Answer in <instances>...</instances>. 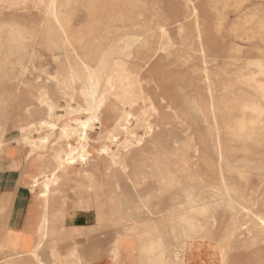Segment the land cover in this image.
<instances>
[{
  "label": "rangeland",
  "instance_id": "1",
  "mask_svg": "<svg viewBox=\"0 0 264 264\" xmlns=\"http://www.w3.org/2000/svg\"><path fill=\"white\" fill-rule=\"evenodd\" d=\"M143 92L189 159L187 170L175 165L176 184L147 211L120 182L136 211L124 215L95 150L110 143L101 120L87 130L88 159L51 183L55 202L44 210L19 124L50 105L59 126L75 128L100 101L113 124L132 112L128 126L141 134ZM60 150L51 139L34 155L62 174ZM19 184L29 203L42 200L39 220L28 221L41 261L18 255L8 224ZM198 185L213 201L167 211ZM64 200L76 215L62 216ZM0 264H264V0H0Z\"/></svg>",
  "mask_w": 264,
  "mask_h": 264
},
{
  "label": "bare ground",
  "instance_id": "2",
  "mask_svg": "<svg viewBox=\"0 0 264 264\" xmlns=\"http://www.w3.org/2000/svg\"><path fill=\"white\" fill-rule=\"evenodd\" d=\"M142 98L145 108L142 113L144 117L140 120L143 126L141 134L138 129H132L128 126L131 121L136 122V118L132 112L127 111L124 121H119L113 124L111 119H109L103 112L102 103L100 101L97 103H89L87 107L85 106L84 111L86 116L82 119H74L77 123V127L75 128H73L70 124L59 126L52 112L53 107L50 105L45 114H37L36 116L33 115L29 121L19 124L18 127L20 128V131H24L25 133L21 137L22 143L26 146L25 156L32 157L33 166L35 167V173L32 176L33 182L36 183L39 178H43V185L40 186V188L46 192V199L43 204L44 206L51 198L48 197L49 195L47 193L49 192L51 183H59L62 178L66 177L64 173L66 168L75 165L79 161L83 162L88 159L90 153L88 146L90 142L87 130L88 128H91L93 124L101 120L109 121L111 124V128L105 133V140H108L110 143L104 141L105 143L97 147L95 150L98 156H103L101 166L104 174L109 179L108 193L110 196H112L114 192L117 193L118 203H120L122 213L124 215H129L131 212H136L133 210L124 193L119 191V185L122 181L131 186L133 191L136 193L140 204L147 211L151 209L150 205L153 201H160V199L167 194L169 189L174 186L177 181L175 165H179L182 169L187 170L189 168V159L186 155H180L179 152L176 151L177 148L175 144H179V141L176 137H174L173 133L166 131L163 128L162 123L153 115L157 110L153 98L145 92L142 93ZM155 130L158 134L156 141L151 138ZM196 136L198 137L196 139L197 142L193 146H196L197 149V147L202 143V138L199 135ZM51 139L57 141V143L61 146L60 151L62 154L64 153L65 166L60 168L62 174L58 173L57 168H53L52 164L47 166L43 164V162L40 161L36 155H34L37 151L46 146ZM168 140L172 141L170 142ZM181 144L185 145V143ZM196 149L194 148V151ZM122 154L125 156V160H123V162L121 161L122 159H120ZM66 179L68 178L66 177ZM144 182L154 183L156 185V189L150 190L151 192L147 191L144 194L139 193V186L143 185ZM197 190L199 191L197 194L198 196L192 190L184 192L185 198L183 202L172 205L167 211L172 213L200 200L213 201L212 197H206L203 195H206L207 192L202 189V186L198 185ZM33 201L35 204H28V209H26L23 221L19 229L16 230L17 248L19 256L30 255L36 260L41 261L38 249L42 245V240L36 243V245H33L34 229L28 225V221L29 219H32L34 222L39 220V211L42 200L35 199ZM61 212H63L62 214H66V217L68 218L72 217L77 214V205L73 201L65 200L63 202V211ZM42 223L43 229L41 235L42 239H45L49 232V219H45ZM194 229L195 228L191 226L187 231L188 233H193Z\"/></svg>",
  "mask_w": 264,
  "mask_h": 264
},
{
  "label": "crops",
  "instance_id": "3",
  "mask_svg": "<svg viewBox=\"0 0 264 264\" xmlns=\"http://www.w3.org/2000/svg\"><path fill=\"white\" fill-rule=\"evenodd\" d=\"M19 154H20V151L19 150H16V151L13 152V154L9 158L18 157ZM67 169L68 168L65 169V172L64 173H65L66 177L69 178L68 177V174H70V173H69V171H67ZM66 177L62 178L61 182H63L64 180H66ZM27 191L28 190H27V188L25 186H23L22 184H19L18 185L17 190H16V193H15L14 201H13V207H12V210H11L10 215H9V218H8V224L14 230L19 229V227H20V225H21V223L23 221V218H24V215H25L27 206H28V204L30 202V198L27 196ZM64 201H62V204H60L61 207H62V211H63V202ZM66 201H70V200H66ZM54 202H55V200L51 199L50 202H48V203L45 204L44 210L47 207H51V205ZM59 203H61V202H59ZM62 216L64 218H68V217H66V214H63ZM45 219H49V223H51V221H52V219H50V217H48V216ZM41 227L43 229V224H42ZM42 229H41V232H42Z\"/></svg>",
  "mask_w": 264,
  "mask_h": 264
}]
</instances>
